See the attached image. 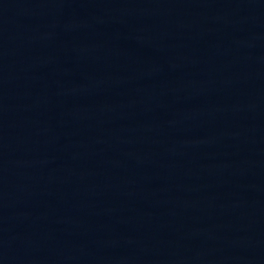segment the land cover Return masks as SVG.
Listing matches in <instances>:
<instances>
[{
  "label": "water",
  "instance_id": "1",
  "mask_svg": "<svg viewBox=\"0 0 264 264\" xmlns=\"http://www.w3.org/2000/svg\"><path fill=\"white\" fill-rule=\"evenodd\" d=\"M0 264H264V0H0Z\"/></svg>",
  "mask_w": 264,
  "mask_h": 264
}]
</instances>
